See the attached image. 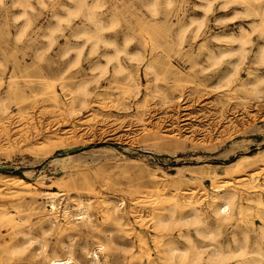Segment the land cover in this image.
<instances>
[{
  "label": "rangeland",
  "instance_id": "obj_1",
  "mask_svg": "<svg viewBox=\"0 0 264 264\" xmlns=\"http://www.w3.org/2000/svg\"><path fill=\"white\" fill-rule=\"evenodd\" d=\"M260 53L264 0H0V211L23 231L0 246L30 239L0 264H89L99 243L103 264H173L147 203L171 195L178 221L161 242L186 252L174 264H232L217 260L227 244L255 255L264 169L246 175L264 168ZM226 188L241 202L231 223L207 204ZM194 208L201 221L186 217Z\"/></svg>",
  "mask_w": 264,
  "mask_h": 264
},
{
  "label": "bare ground",
  "instance_id": "obj_2",
  "mask_svg": "<svg viewBox=\"0 0 264 264\" xmlns=\"http://www.w3.org/2000/svg\"><path fill=\"white\" fill-rule=\"evenodd\" d=\"M246 41H247V38H244L241 40V43L244 44V43H246ZM260 58H261V60H264V59H262L261 53H260ZM262 166H264V165H262ZM236 167L240 171L242 166L240 163H238ZM258 169H259L258 171L256 169H252V170H249V172H247L248 174L246 176H247V180L249 181L250 184L254 181L257 174H259V172L264 168L258 167ZM241 184H244V183H241ZM214 186L216 188V185H214ZM256 186H257L256 184L255 185L252 184L251 187L254 188ZM234 189L233 188H226V190L223 193L219 194L220 192L219 193L217 192V193L211 194L209 196V198H207V204L212 207L213 214L217 220L222 221V222L231 223V221L235 218V214L241 213V202L238 198L237 192ZM133 193H136V192H133ZM154 199L155 200H151V201L148 200L147 203H149V206L151 207L150 209H151L152 213H154L153 214V220H154L153 221V223H154L153 229L155 231L154 232V242L156 241V250L159 253L160 258H162L163 260H167V261L174 264L178 261V259L181 256H185L186 252H182L180 254H177V256H176V253L179 251V249L176 247L175 241L173 240V238L170 237L167 239L166 242L165 241L161 242V239H162L161 235H162V231L168 230V228H170L171 226H174L178 221V218L176 217V214H175L176 213V207L178 205V198H176L175 195H171L169 197V199H167V198L161 199V198H157V197ZM246 199L250 200L249 197H246ZM253 199L256 203H258L259 205L264 207V200H261L259 195H256L255 197H253ZM131 200L133 203L132 204L133 206L130 207L131 213H132L134 219H136V221H139L140 215H139L137 208H136L137 204L140 202L139 198L134 197ZM167 201L169 202L168 207L163 205V203L167 202ZM144 202H146V201H144ZM11 205L12 206H18L13 201L11 202ZM50 206H51V209H54V204L52 202H50ZM35 209H37V208H35ZM165 209L168 211L167 216L163 215V210H165ZM116 210H117V208L115 206H113L112 212L115 213ZM85 214H86V211H84V210L79 212V213H76L78 218H81V219L86 216ZM186 217H191L192 222L201 221L199 214L197 212V209H195V208ZM115 219L117 221H119V217H115ZM39 220H40L39 222H42L43 221L42 217H40ZM67 224L70 227H75V225L72 222H70L69 220L67 221ZM120 225H122V224H120ZM18 226L19 225L14 221V218L10 214V212H8L6 210L0 211V240L4 239L5 236H8L9 238H12L13 240H15L14 235L17 232L23 233L22 230L18 231ZM3 227H6V229H5L6 232L2 231ZM209 233H210V230H209ZM170 234H171V232H170ZM24 235H27V232H25ZM259 235L262 239V242H264V229L260 230ZM135 237L138 241V245H139L140 249H142V251H143L144 250L143 247H145V241L142 239V235H140L138 233V234H136ZM29 241H30V239L28 238L26 240H23L22 242H19L18 244L14 245L12 247H8L6 245L0 246V259L2 258L1 252L5 253L9 250L11 252H13V250L16 251V248L20 249L22 251L25 250L27 247V243H29ZM231 241H233L235 244L237 243V240L235 238L234 233H232ZM226 247L227 248L225 250L224 249H218L217 250V252L219 253V255L217 256L218 262H225V261L233 259L234 261L232 264H264V247H261V245L259 243H256V246L254 247L253 250L251 249L255 255L250 256V257L246 256V254L249 253V251L244 245L238 246L237 248H232L230 244H227ZM103 249H104L103 244L99 243L95 249H92L89 252V254L91 256L89 264H103V262H101L99 260V255H98V252L102 251ZM252 251H251V253H253ZM136 255H132V257H134ZM32 256L35 257L34 254H32ZM45 256L47 258V264H70V263L78 264V263L74 262L71 259V257L61 259V258H58L57 256H49L47 254ZM193 260H195V259H193Z\"/></svg>",
  "mask_w": 264,
  "mask_h": 264
}]
</instances>
